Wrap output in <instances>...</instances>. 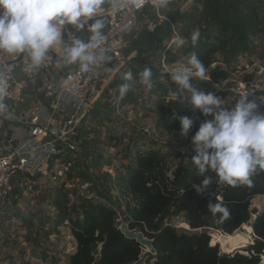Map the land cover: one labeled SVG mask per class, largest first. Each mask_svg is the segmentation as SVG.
Instances as JSON below:
<instances>
[{"label":"trees","instance_id":"trees-1","mask_svg":"<svg viewBox=\"0 0 264 264\" xmlns=\"http://www.w3.org/2000/svg\"><path fill=\"white\" fill-rule=\"evenodd\" d=\"M178 4V2H172L167 9L160 10V14L166 18L161 21L157 19L154 8L150 5L146 6L139 17L159 22L152 30L146 27L138 30L136 37L131 40L128 52L134 50L137 52V57H141L143 52L157 48V43L170 38L171 24H180L181 37L189 39V44L180 48L183 53L189 56L195 51L205 65V76H208L210 80L218 78L223 80L227 76V71L212 67V64L217 61V53H223V63H230L239 52L247 49V36L250 33L264 32V0H202L205 19L203 27L200 20L192 14L181 12ZM259 8L262 11L261 16L258 15ZM213 28L219 30V36H216ZM195 29H199L200 38L196 47L193 48L190 35ZM131 62L135 63V66L128 64L127 68L139 81V73L145 66L136 59ZM153 73L154 86L161 91L155 101L157 128L168 134L175 133L184 143H189L198 130L199 124L205 119H212L211 115L205 117L199 109L193 108L190 104H182L173 99L166 100L165 85L161 80L156 79L166 75L155 71ZM121 75L110 84L117 88L118 94L119 85L124 82ZM251 78L252 75H246L244 81H250ZM133 101L135 98L131 92H128L121 100V104ZM257 103L260 109H264L259 101ZM103 113L93 111L92 115L103 119L106 117L101 115ZM181 116H188L194 120L189 133L183 138L180 136L179 118ZM81 131L82 127L78 129L77 139L84 136L85 132L81 133ZM155 145L153 141L145 150H142L140 146L135 150H128L126 156L133 155L132 162L125 165L124 172L118 177L117 182L118 186L125 187L136 200L134 205L126 202V209L134 220L129 224V228L137 225L145 237L152 239L151 244L157 255L155 264H260L264 255V210L249 223L253 233L252 242L230 253L220 252L217 243L210 244L208 230L216 229L221 233L231 234L244 223H248L251 218L252 198L257 195L264 196V171L252 177L251 186L231 187L217 183L218 178L212 171L206 172L203 176L200 175L196 166L190 161L186 165L179 163L174 178L170 179L166 175L169 168L166 163V154ZM98 165L99 161L96 160L95 166ZM205 176L211 177L212 184L201 195L192 187L200 184ZM82 177L90 178L86 173H82ZM126 190L123 195L127 193ZM220 202L226 204L230 210V216L227 219H223L222 214L219 213L213 215L210 210V205ZM53 204L59 210L57 219L53 223V231L58 232L56 227L61 225L64 219H71L70 212L63 206L64 202L59 194ZM171 206L175 208L172 214L183 212L189 227L201 230L192 235L178 236L172 226H161V219L155 221L158 215L164 216L170 213ZM73 209H76V206H73ZM114 220V211L105 205L100 203L81 205L77 217L70 220V232L77 239L76 254H80L78 262L72 258L75 264H131L137 259L140 245L134 239L125 238L115 228ZM141 222L152 232H145ZM101 238L103 243L100 258L92 263L91 252L94 242ZM82 254H84L83 257Z\"/></svg>","mask_w":264,"mask_h":264},{"label":"rangeland","instance_id":"rangeland-1","mask_svg":"<svg viewBox=\"0 0 264 264\" xmlns=\"http://www.w3.org/2000/svg\"><path fill=\"white\" fill-rule=\"evenodd\" d=\"M178 3L181 12H189L200 20L202 27L204 26L202 0ZM261 13L262 11L259 8L258 15L261 16ZM157 19L161 21L160 17H157ZM153 23L154 20L151 19L143 28L146 27L152 30ZM173 29L178 33L177 35L172 32L170 38H165L157 43V48L143 52L141 57H137V52L134 50L129 52V60L110 78L100 97L90 106L80 123L82 131L85 133L83 137L78 138L80 142V155L76 159L78 167H81L79 163L82 161L85 171L88 170V174L98 177L97 182L102 184L104 190L107 187L109 195L116 197V200L121 202L119 204L121 209L126 207L124 201H131L129 204L136 203L135 198L132 200L133 195L129 191L123 197L118 193L117 187H114L118 181V176L124 172L125 165L132 162L133 155L126 156L128 150H135L139 146L142 150H145L151 142L155 141V146L162 152H166L164 153L166 154V162L170 166L166 175L170 179L174 178L175 170H177L179 163L186 165L194 155V153L190 152L181 153L183 141L175 133L168 134L164 130L157 128L155 101L161 91L156 86H153L152 89L154 90L149 91L133 75L134 80L130 82L131 88L129 92L132 93L135 101L121 104L122 99L119 98L117 88L110 85L114 79L128 71V64L135 66V63L131 61L136 59L138 62H142L143 66L151 68L152 71L166 75L162 76L165 81L163 82L166 89L165 98L166 100L173 99L170 92L176 91L177 86L174 82L167 81L168 71L176 66L185 65L189 57L172 44V41L177 36L181 37V25H174ZM214 31L216 36L220 35L217 28ZM138 32L132 35V39L136 37ZM223 58V53H217V61L212 64V67L227 71V76L223 80H220V78L210 80L208 76H205L203 79H195L193 81L194 86L199 90H203L206 94L212 92L220 96L221 99L225 100L223 105L225 108L234 106L236 100L241 98L236 93L238 88L245 86V88L249 89L250 99L254 98L259 101L261 106H264V102H261L264 101V32L250 33L247 36V49L239 52L230 63H223ZM246 75H252L250 81H244ZM156 79L161 80V77ZM226 90H231V92L227 95L222 94V91ZM97 101L98 103H96ZM92 110L99 113L104 112L101 115H106V117L103 119L94 117ZM258 111L264 113V109L258 108ZM15 125L19 127L17 123ZM2 138L3 135H0V142ZM187 144H192V142L190 141ZM84 158L86 159L84 160ZM96 160L99 161L98 166H95ZM81 171L82 169L79 172L76 171L80 177ZM29 180L27 178H18L15 187L16 198H11L6 208L0 211V264H75L72 258L78 262L80 254H76L77 239L70 232L71 221L69 220L67 223L64 222L56 227L58 232L53 231V223L57 219V213L59 212L53 201L59 194L60 198L63 199V206L72 211V203H75V206L77 207L78 205L77 208L81 209V200L74 194H72L73 196L66 195L61 184H53L48 180H44L41 183L42 187L38 188V185L30 183L32 179ZM30 185L32 186L31 188ZM251 210H255V212L252 213ZM262 210H264V196L257 195L251 200V218L247 224L254 219L252 215L256 216ZM78 212L80 210L75 209V212L72 211L73 218ZM184 217L183 212L165 214L167 222L172 225L184 222ZM236 230L247 233L244 225ZM134 231H137V229ZM214 231L218 232L219 230H208L210 243L212 239L211 233ZM247 234L248 243L245 246L253 240V234ZM100 240L103 243V239L101 238ZM100 240H95L92 250L97 246V241ZM135 241L137 242V240ZM217 244L220 252H223L220 244L218 242ZM3 246H10V250L6 252V249L4 251ZM62 246L66 251L70 252L67 260L65 258L64 261H60ZM73 247L76 249H73ZM147 247L150 248V246ZM150 250L153 249L151 248ZM83 256L84 254H82ZM263 260L264 258L261 259L260 264H264Z\"/></svg>","mask_w":264,"mask_h":264},{"label":"clouds","instance_id":"clouds-1","mask_svg":"<svg viewBox=\"0 0 264 264\" xmlns=\"http://www.w3.org/2000/svg\"><path fill=\"white\" fill-rule=\"evenodd\" d=\"M148 0H0V53L9 57L25 59V71H38L44 63H55L60 68L76 65L82 74L108 67L111 57L104 49L108 16L121 9H140ZM171 0H151V6L159 11L167 9ZM129 25L125 24L122 31ZM154 27V26H153ZM84 30L88 37L76 35ZM66 36V38H65ZM200 38L199 29L190 35V43L196 47ZM172 44L183 48L189 39L177 36ZM55 53V56L53 55ZM10 68H0V114L7 109L6 79ZM153 71L143 68L139 81L149 91L155 81ZM206 68L193 51L185 65L168 71L167 81L177 86L170 92L173 100L190 104L199 109L205 119L191 137L194 155L191 162L200 175L212 171L217 183L236 187L252 184V177L264 171V113L258 111L259 104L249 94L236 100L234 106L225 108V100L212 92L207 94L194 86L195 79H203ZM119 98L123 99L134 80L131 70L121 76ZM166 81V82H167ZM161 82H165L161 77ZM264 102V101H261ZM180 136L186 137L194 124L188 116H181ZM212 184L211 177L205 176L200 184L193 185L203 195ZM213 215L230 216L228 206L222 202L210 205Z\"/></svg>","mask_w":264,"mask_h":264},{"label":"built area","instance_id":"built-area-1","mask_svg":"<svg viewBox=\"0 0 264 264\" xmlns=\"http://www.w3.org/2000/svg\"><path fill=\"white\" fill-rule=\"evenodd\" d=\"M194 1L197 0H171V3ZM148 5L151 6V0H148L138 10L126 8L108 16V25L105 29L106 40L103 47L107 55L111 57L108 67L113 69L112 72L105 71L102 67L82 74L76 65L60 68L55 63L50 64L47 61L38 71H25L24 58L9 57L0 53V68L11 69L6 79L7 109L0 114V135H3L0 142V211L6 208L11 198H16L14 190L18 178H27L32 179L30 183L38 185V188L42 187L41 183L44 180L53 184H61L66 195L73 196L74 194L81 200L80 205L100 203L111 208L114 211V226L122 234V225H127L129 228V224L134 222L126 207L121 209L119 206L121 202L109 195L107 187L104 190L102 184L97 182L98 177L88 174V170L85 171L82 161L79 163L81 167H78L76 159L80 155V142L76 136L81 127L80 123L90 106L100 97L110 78L129 60L128 48L132 35L150 21L146 17H139L140 12ZM155 11L161 20L166 19L159 14V11ZM158 20H154L153 26L159 22ZM125 24L129 27L126 31H122ZM171 28L173 34L177 35L173 24ZM76 35L85 39L88 37V33L84 30L77 32ZM53 55L55 56V53ZM236 93L242 97L249 93V89L242 86ZM16 104L21 107L17 109L14 107ZM16 123L19 127L15 125ZM182 143L181 153H189L187 143ZM81 169L80 177L78 172ZM82 173L88 174L90 178L82 177ZM117 182L114 187H117L120 196L125 197L129 192L125 187L118 186ZM125 190L127 193L123 195ZM126 202L131 201H124L125 204ZM73 206L75 203L71 205L72 211L75 212ZM77 207L76 210H81ZM174 209V206H171L170 214ZM68 211L71 219H64L62 224L77 217L75 215L73 218L72 211ZM79 216L81 217V213ZM252 217L255 218V215ZM159 219H161V226H172L176 229L186 224L187 228H190L185 217L184 222L176 225L168 223L165 215H158L155 221ZM141 225L145 232H152L143 222ZM132 229H137L143 234L137 225ZM95 234L97 235V231ZM145 238L152 241L151 238ZM137 243L140 245V251L137 259L131 264H155L157 256L155 250L153 248L150 250L151 247L138 241ZM101 247V240L97 241V246L91 252L92 263L100 258ZM73 249L76 248L73 247ZM61 252L60 261H64L65 258L67 260L70 252L66 251L63 246Z\"/></svg>","mask_w":264,"mask_h":264},{"label":"bare ground","instance_id":"bare-ground-1","mask_svg":"<svg viewBox=\"0 0 264 264\" xmlns=\"http://www.w3.org/2000/svg\"><path fill=\"white\" fill-rule=\"evenodd\" d=\"M181 226L187 228L186 224H182ZM244 229L245 231H247V233L253 234L250 224L244 223ZM247 233H243L237 230L231 234H224V233H221L220 231L218 232L214 231L213 233H211L212 239H211L210 244H215L218 242L223 252L230 253L234 250L243 248L245 244L248 243ZM144 241H147V240L143 236V242L142 241H139V242L146 244ZM262 258H264V255L262 256Z\"/></svg>","mask_w":264,"mask_h":264},{"label":"water","instance_id":"water-1","mask_svg":"<svg viewBox=\"0 0 264 264\" xmlns=\"http://www.w3.org/2000/svg\"><path fill=\"white\" fill-rule=\"evenodd\" d=\"M229 92H231V90H226V91H222V94L227 95ZM187 150L190 153H194L193 151V147L192 144H187ZM252 213L255 212V210H251ZM121 230L123 232V235L125 236V238L128 239H135L137 241H142L143 242V234L141 232H137V231H133L130 228H128L127 225H122ZM201 229L200 228H184V227H178L175 229L176 235L180 236L181 234L184 235H192L195 234L197 232H199ZM147 241H144L148 246L152 247L151 241L146 239ZM141 242V243H142ZM94 247V246H93ZM225 253V252H222Z\"/></svg>","mask_w":264,"mask_h":264},{"label":"crops","instance_id":"crops-1","mask_svg":"<svg viewBox=\"0 0 264 264\" xmlns=\"http://www.w3.org/2000/svg\"><path fill=\"white\" fill-rule=\"evenodd\" d=\"M14 107H16L17 109H19V108L21 107V105L16 104ZM22 108H23V107H22ZM9 242H10V241H9ZM9 247H10V246H5V247L3 246L2 248L4 249V251L7 249V250H6V252H7V251L10 250ZM21 253H22V252H21ZM22 254H23V253H22Z\"/></svg>","mask_w":264,"mask_h":264}]
</instances>
